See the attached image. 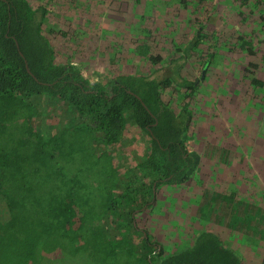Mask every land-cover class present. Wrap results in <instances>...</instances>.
I'll return each mask as SVG.
<instances>
[{"label": "trees", "instance_id": "1", "mask_svg": "<svg viewBox=\"0 0 264 264\" xmlns=\"http://www.w3.org/2000/svg\"><path fill=\"white\" fill-rule=\"evenodd\" d=\"M123 2L130 3L133 16L141 1L0 0V264H248V256L209 226L190 227L192 241L172 250L149 231L144 213L165 186L195 182L200 153L210 161L215 156L226 161L230 154L235 183L227 194L207 187L203 200L193 197L194 208L201 213L209 206L228 225L232 220L231 231L241 233L238 244L247 237L264 247V152L257 153L259 137L245 129L251 117L249 125L255 126L264 116V56L261 61L244 48L234 68L240 113L223 129L228 138V131H236L234 139L198 138V90L220 43L206 44L203 21L166 55L155 51L144 16L131 28L126 21L111 22L130 41L122 58L148 63L149 71L122 69L94 77L72 62L80 48L74 43L88 31L98 34L97 11ZM162 67L169 73L153 76ZM193 69L199 70L195 77ZM232 69L222 72L232 75ZM43 102L70 111L72 121L55 133L40 131ZM127 122L147 138L144 156L132 167L114 158ZM195 139H203L201 148ZM93 156L98 160L86 163ZM99 157L105 158L103 165ZM251 161L255 168H244ZM90 172L96 175L92 185L86 179ZM195 222L188 219L189 226Z\"/></svg>", "mask_w": 264, "mask_h": 264}, {"label": "rangeland", "instance_id": "2", "mask_svg": "<svg viewBox=\"0 0 264 264\" xmlns=\"http://www.w3.org/2000/svg\"><path fill=\"white\" fill-rule=\"evenodd\" d=\"M140 1V3L136 4L138 12L136 15L134 13L136 10L133 8V16L132 6L128 2L120 3L119 7L106 5L103 6L102 11H97V16L99 15L102 18L98 19L97 17L99 20V25L96 27L99 28L98 34L94 35L95 33L88 31L87 35L83 36L82 39L79 38L78 42L74 43L75 45L79 44L80 48L78 51L75 50V59H72V62L79 65L83 72L95 75L94 77L98 73L103 74L106 71L116 72L122 69L149 71L152 66L148 63L138 60L132 61L131 59L124 60L122 58L125 52L123 48H128L130 41L128 35L121 36L117 30H113L114 26H111V22L114 23L117 20V25L121 26L126 21L127 25L130 23L131 28L134 21H139L141 16H144L147 22L143 19L142 23L151 25L153 29L155 41L152 45L155 47V51L166 55L168 51L174 49L176 41L181 40L184 33L190 36L199 22L203 21V30L208 34L206 37L208 42L206 44H216L217 40L220 43L217 46L218 50H216L213 60V64H215L209 67V69L211 68L209 77L205 78L198 90L202 99L201 105L198 106L199 112L194 115L197 122L194 126L196 131L194 133H196L198 138L202 137L204 140L206 138L211 140L213 136H222L223 142L234 139L236 131H228L230 134L228 138V134L224 133L223 130L229 126L227 122H233L236 117H239L236 116L235 112L240 113L238 111L240 109L239 103L234 99V91L237 86L233 81L236 74L234 68H238L237 62L241 59L243 52L245 53L244 48L250 50L251 55L261 61L264 56V12L258 0H205L203 3L197 2V4L193 0ZM178 1L179 5H177ZM193 3L196 7L198 5L199 9H196ZM91 24L92 22L89 21L86 25L89 27ZM131 36L135 39L133 35ZM107 49H111L113 54H109ZM255 53L256 55H254ZM110 56H113L114 61L109 60ZM231 68H233L231 71L232 75L222 72L223 70L228 72ZM193 70V77H195L199 70ZM168 73V68L162 67L153 76L161 78ZM218 86L222 87L218 89ZM224 88H229V93H223ZM218 95L228 96L226 99L229 101L219 98ZM228 104L229 106H227ZM39 109L41 111L37 121L38 129L46 131V134L55 133L57 129L62 127V124H68L72 121L70 111L62 107L53 109L52 105L43 102ZM252 119L255 118L251 117L247 121L246 133L256 138L259 137L256 145L259 147L257 153L261 155L264 152V139H262L264 137V116L262 117L261 115L260 118H257L255 126L253 124L249 125ZM124 134L119 146V155L114 158L121 165L132 167V165H135L133 164L135 160L144 156L147 138L139 128L129 122L126 123ZM203 139H195L196 143L194 145L201 148ZM96 148V153L102 149L99 145ZM200 154H202L201 165L199 164L196 169L195 182L188 180L185 185L182 184L176 187L162 185V187H165L159 196L161 199L157 195L158 199L145 212L146 214L144 213L145 217L148 218L149 231L158 241L164 243L165 246L170 247L172 250L185 248V245L192 241L191 238L187 239V231L190 227L192 229L196 228L193 231L199 230V226L211 227L222 235L225 243L234 244L232 239L229 238L230 226L232 227L233 221L231 220V224L228 225V220L217 216V211L214 208H212L211 213L209 206H206L201 213H198L197 207L194 208L196 202L192 201H196V199L203 200V193L207 187L215 189L217 193L219 191H224L223 193L226 194L229 192L232 186L230 182L235 183L231 179L234 164L233 155L230 157L229 154L226 161L222 157L216 158V156L210 161L205 158L206 156L203 153ZM258 159L260 160V158ZM97 160L98 158L93 156L88 158L86 163L93 164ZM104 162L105 158L99 157L98 164L103 165ZM90 173L91 175L86 177V179L90 180L92 185L96 175L93 172ZM188 219L196 220L193 226V222L189 226Z\"/></svg>", "mask_w": 264, "mask_h": 264}, {"label": "crops", "instance_id": "3", "mask_svg": "<svg viewBox=\"0 0 264 264\" xmlns=\"http://www.w3.org/2000/svg\"><path fill=\"white\" fill-rule=\"evenodd\" d=\"M235 165L236 164L234 162V168L237 169ZM244 165H245L244 168L246 169H252V166H253L252 163H245ZM239 235H241V233H238L236 229V230H233V232L232 231L230 232L229 238L232 239V243L234 242L233 246L239 250L242 256H246V257L248 256L247 257L248 264L255 263L256 259L257 261H262L261 264H264V256L262 255L264 251V247L262 245V242L256 241L253 238H251L250 241H247V239L249 238L246 237L242 244L241 243L238 244L237 241H239L240 239Z\"/></svg>", "mask_w": 264, "mask_h": 264}, {"label": "built area", "instance_id": "4", "mask_svg": "<svg viewBox=\"0 0 264 264\" xmlns=\"http://www.w3.org/2000/svg\"><path fill=\"white\" fill-rule=\"evenodd\" d=\"M259 4L261 5V9L264 12V0H258Z\"/></svg>", "mask_w": 264, "mask_h": 264}, {"label": "water", "instance_id": "5", "mask_svg": "<svg viewBox=\"0 0 264 264\" xmlns=\"http://www.w3.org/2000/svg\"><path fill=\"white\" fill-rule=\"evenodd\" d=\"M25 67L27 68V70H28V66H27V64L25 63ZM203 77V70L201 71V78Z\"/></svg>", "mask_w": 264, "mask_h": 264}]
</instances>
